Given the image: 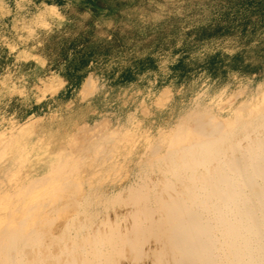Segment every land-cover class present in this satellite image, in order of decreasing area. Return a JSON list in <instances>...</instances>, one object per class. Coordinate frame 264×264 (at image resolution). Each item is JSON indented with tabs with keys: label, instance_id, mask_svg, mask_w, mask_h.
<instances>
[{
	"label": "rangeland",
	"instance_id": "rangeland-1",
	"mask_svg": "<svg viewBox=\"0 0 264 264\" xmlns=\"http://www.w3.org/2000/svg\"><path fill=\"white\" fill-rule=\"evenodd\" d=\"M79 36L109 46L89 64L94 85L86 92L85 77L74 87L67 72ZM144 57L149 64L133 67ZM263 96L264 0H0V213L58 152L79 153L84 142L113 134L98 158L80 152L73 180L81 177V189H117L182 114L208 108L228 118ZM63 217L54 216V229Z\"/></svg>",
	"mask_w": 264,
	"mask_h": 264
},
{
	"label": "bare ground",
	"instance_id": "bare-ground-1",
	"mask_svg": "<svg viewBox=\"0 0 264 264\" xmlns=\"http://www.w3.org/2000/svg\"><path fill=\"white\" fill-rule=\"evenodd\" d=\"M93 85L89 74L80 89ZM113 136L52 155L43 174L11 193L0 213V264H264V96L228 118L189 110L146 147L134 180L81 189L80 152L98 158ZM55 215L64 216L56 229Z\"/></svg>",
	"mask_w": 264,
	"mask_h": 264
},
{
	"label": "trees",
	"instance_id": "trees-1",
	"mask_svg": "<svg viewBox=\"0 0 264 264\" xmlns=\"http://www.w3.org/2000/svg\"><path fill=\"white\" fill-rule=\"evenodd\" d=\"M82 41V45L78 46L77 42ZM111 42H108L110 44ZM71 47L73 48V58L67 64V72L70 73L76 80H71V83L74 84V87H78L84 77H86L91 70L89 64L93 61H97L99 55H104L109 52V46L107 45H91L88 43L87 38L84 36H79L71 40ZM151 61L150 57H144L138 61L133 62V67L142 66L145 67V64H149ZM79 67L83 68V73L78 75ZM131 65L128 67L129 70L123 72V78H126L128 74L131 73Z\"/></svg>",
	"mask_w": 264,
	"mask_h": 264
}]
</instances>
